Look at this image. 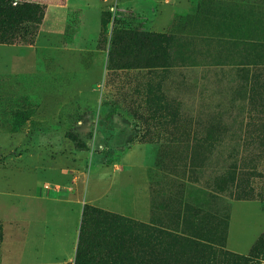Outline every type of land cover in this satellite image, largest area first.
I'll use <instances>...</instances> for the list:
<instances>
[{
  "label": "rangeland",
  "instance_id": "374dc122",
  "mask_svg": "<svg viewBox=\"0 0 264 264\" xmlns=\"http://www.w3.org/2000/svg\"><path fill=\"white\" fill-rule=\"evenodd\" d=\"M119 29L167 39L110 57ZM85 204L173 234L171 264L201 253L186 237L249 253L264 231V0H0V264H73Z\"/></svg>",
  "mask_w": 264,
  "mask_h": 264
},
{
  "label": "trees",
  "instance_id": "16d2710c",
  "mask_svg": "<svg viewBox=\"0 0 264 264\" xmlns=\"http://www.w3.org/2000/svg\"><path fill=\"white\" fill-rule=\"evenodd\" d=\"M102 34L103 32L101 36ZM111 36L110 57L116 48L122 49L128 40L138 51L141 42L149 44L159 38L167 39V35L139 30L131 32L123 29L113 31ZM120 225L126 226L124 232L118 230ZM1 229L0 226V231ZM162 237L166 240L164 241ZM173 237V234L143 222L135 223L125 220L123 223L117 215L85 204L73 264H151L153 260H158L156 264H171V253L179 245ZM182 240L180 244L189 245L192 252L201 251L195 259L190 256L191 262L187 264H203L202 262L216 264L214 263L216 257L221 260L219 264H261L264 260V231L245 256L224 249L223 233L211 238L194 236L192 239L186 237Z\"/></svg>",
  "mask_w": 264,
  "mask_h": 264
},
{
  "label": "crops",
  "instance_id": "0c3cea01",
  "mask_svg": "<svg viewBox=\"0 0 264 264\" xmlns=\"http://www.w3.org/2000/svg\"><path fill=\"white\" fill-rule=\"evenodd\" d=\"M139 177H140V175H138V180H139ZM136 182L138 183L139 181H136ZM139 185L140 184L138 183V185L133 186V191L134 192H132V193H134V195H133V198H131V200H129V201L132 202V203H134V205H135V208L136 209H134L133 211H131V212H133L134 216L137 217V218H140L143 221H145L149 217V210L148 209L147 210L145 209V211H147L145 213L142 211L143 210L142 208H146V207L144 206V200L145 199H144V195L142 193V187L140 188V190H141L140 191L139 190ZM138 190L140 191V193H138ZM118 207H120V206H118ZM122 208L123 207H120V209L123 212H125Z\"/></svg>",
  "mask_w": 264,
  "mask_h": 264
}]
</instances>
